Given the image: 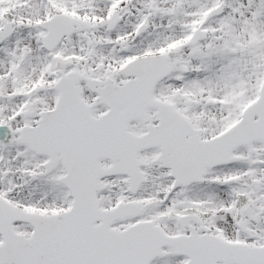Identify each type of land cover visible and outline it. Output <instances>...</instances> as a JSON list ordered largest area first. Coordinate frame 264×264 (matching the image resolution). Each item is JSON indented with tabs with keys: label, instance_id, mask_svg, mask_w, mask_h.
Wrapping results in <instances>:
<instances>
[{
	"label": "snow or ice",
	"instance_id": "obj_1",
	"mask_svg": "<svg viewBox=\"0 0 264 264\" xmlns=\"http://www.w3.org/2000/svg\"><path fill=\"white\" fill-rule=\"evenodd\" d=\"M0 264H264V0H0Z\"/></svg>",
	"mask_w": 264,
	"mask_h": 264
}]
</instances>
